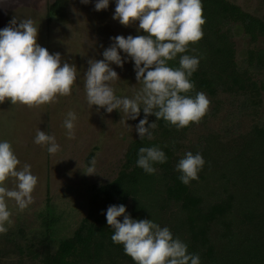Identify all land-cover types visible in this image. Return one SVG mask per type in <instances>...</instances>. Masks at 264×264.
I'll return each mask as SVG.
<instances>
[{
  "label": "trees",
  "instance_id": "obj_1",
  "mask_svg": "<svg viewBox=\"0 0 264 264\" xmlns=\"http://www.w3.org/2000/svg\"><path fill=\"white\" fill-rule=\"evenodd\" d=\"M69 1L49 3L47 18L65 22ZM201 3L206 21L203 38L168 61V66L179 67L184 54L197 57L198 68L190 77L194 89L187 95L205 93L216 111L221 108L219 95L243 97L257 113L264 90L263 82L256 77V71L264 67V48L259 46L264 39V18L231 0ZM232 26L248 37L243 64L236 58ZM151 115L150 123L157 125L150 129L153 138L131 139L117 175L88 187V211L70 234L60 233L56 225L59 216L48 206L42 215L40 239H29L23 247L9 238L13 249L20 254L26 252L38 264H135L122 245L112 242L114 230L105 216L108 206L129 202L128 215L169 228L174 239L187 244L189 253L199 255L200 264H264V124L256 122L249 130L229 137L209 131L188 142L194 123L177 130ZM153 146L164 151L167 161L155 163V173L146 174L136 165L138 150ZM189 151L200 153L205 164L199 178L184 185L175 168ZM118 220L122 222L123 218ZM19 232L25 237L24 230Z\"/></svg>",
  "mask_w": 264,
  "mask_h": 264
},
{
  "label": "clouds",
  "instance_id": "obj_2",
  "mask_svg": "<svg viewBox=\"0 0 264 264\" xmlns=\"http://www.w3.org/2000/svg\"><path fill=\"white\" fill-rule=\"evenodd\" d=\"M80 2L88 4L90 0ZM108 6L109 0H96L94 10ZM112 18L125 27L138 22L137 31L143 30L145 34L111 37L114 42L103 51V59L88 61L84 91L89 108L95 105L97 110L103 108L107 113L119 110L123 114L121 122L126 126L129 125L125 121L135 120L142 108L144 118L136 125L141 140L146 136L153 138L150 129L157 125L148 123L151 114L177 130L199 124L211 103L203 92H197L194 97L187 95L194 89L190 77L197 70L199 59L181 55L176 68L169 67L167 62L203 38L202 26L206 21L201 0H115ZM37 37L38 26L31 18L21 19L17 26L14 17L8 26L0 29V104L9 101L11 105L39 108L57 102L58 97L71 95L77 79L76 66L68 62L61 64V54L50 53L40 46ZM121 51L134 62L135 77L141 84L132 98L117 97L111 86L119 76L110 65L123 67ZM76 119V114L69 111L63 121L69 139L75 138ZM33 142L47 146L50 155L60 150L55 137L39 129ZM166 161L159 147H141L136 165L146 174H154L153 165ZM95 164L92 159L84 174H97ZM204 164L200 153H185L176 164L178 179L184 185L197 180ZM19 165L11 143L0 141V234H6L7 226L12 224L9 201L20 212L33 203L38 177L32 174L31 165ZM9 181L14 187H8ZM122 215L121 222L117 218ZM105 216L107 225L114 230L112 242L122 245L135 264H200L199 255L189 253L187 244L174 239L169 228H161L151 219H133L126 214L125 205L108 206Z\"/></svg>",
  "mask_w": 264,
  "mask_h": 264
},
{
  "label": "rangeland",
  "instance_id": "obj_3",
  "mask_svg": "<svg viewBox=\"0 0 264 264\" xmlns=\"http://www.w3.org/2000/svg\"><path fill=\"white\" fill-rule=\"evenodd\" d=\"M53 0H0V29L8 26L16 17L17 26L21 19L31 18L38 26L37 43L50 53L61 54V64L68 62L77 68V79L69 96L58 97L57 102L39 108L29 109L23 105H11L9 101L0 104V141L11 143L20 161L18 167L31 165L32 174L38 177L33 203L20 212L13 201L8 202L12 213V224L6 234H0V264H38L33 258L14 250L7 239L13 238L23 247L27 240L37 241L43 234L42 215L51 206L58 217L56 225L60 233L70 234L84 217L89 207L88 187L99 185L114 178L121 168L124 153L131 139L139 136L136 125L144 118L143 109L135 119L121 122L123 114L119 110L107 113L103 108L90 109L85 98L84 73L90 59H103V51L117 35H141L137 31L138 22L127 27L113 19L115 0H109L107 9L96 11V0L82 4L80 0H70L68 17L65 22L49 20L46 8ZM243 9L264 18V0H231ZM236 47V58L243 64L248 48V37L236 26L231 28ZM264 48V39L259 41ZM123 67L111 64L119 79L111 86L117 97L132 98L141 88L135 77L134 62L121 51ZM256 77L264 84V67L256 71ZM221 108L216 111L210 103L208 113L199 124H193L188 133V142H195L209 131H217L224 137L243 133L254 123L264 124V90L262 104L257 113L247 105L243 97L219 95ZM69 111L76 114L75 138L66 136L63 121ZM153 121L152 115L147 117ZM147 127V125H145ZM55 137L60 150L50 155L46 147L36 145L37 130ZM92 156L89 158V154ZM95 159L97 174L86 175L84 171ZM8 187L14 185L8 182ZM126 214L130 203L126 205ZM123 218V215L117 219ZM24 230L25 237L20 236Z\"/></svg>",
  "mask_w": 264,
  "mask_h": 264
}]
</instances>
